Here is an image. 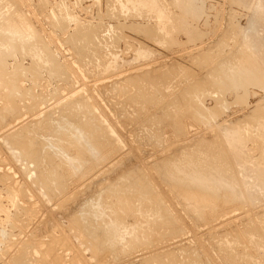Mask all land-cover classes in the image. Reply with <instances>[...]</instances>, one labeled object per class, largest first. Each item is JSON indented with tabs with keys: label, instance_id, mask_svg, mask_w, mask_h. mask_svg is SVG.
Returning <instances> with one entry per match:
<instances>
[{
	"label": "rangeland",
	"instance_id": "rangeland-1",
	"mask_svg": "<svg viewBox=\"0 0 264 264\" xmlns=\"http://www.w3.org/2000/svg\"><path fill=\"white\" fill-rule=\"evenodd\" d=\"M133 1L0 0V264H264L256 0Z\"/></svg>",
	"mask_w": 264,
	"mask_h": 264
},
{
	"label": "bare ground",
	"instance_id": "bare-ground-1",
	"mask_svg": "<svg viewBox=\"0 0 264 264\" xmlns=\"http://www.w3.org/2000/svg\"><path fill=\"white\" fill-rule=\"evenodd\" d=\"M114 1H116V0H114ZM135 1L142 3V5H147V1H148V0H135ZM135 1H133L134 4H135ZM149 1H150V3L152 4V2H155L156 0H149ZM43 3H44V2H43ZM113 3H114V2H113ZM129 3H130V0H129ZM131 4H132V2H131ZM136 4H137V3H136ZM153 4H154V3H153ZM140 5H141V4H140ZM137 6H138V5H137ZM151 6H152V5H151ZM153 6L156 7V5H153ZM153 6H152V7H153ZM42 7H43V5H42ZM141 7H142V6H141ZM144 7H145V6H144ZM146 7H147V6H146ZM152 7H149V8H152ZM142 8H143V7H142ZM153 9H154V8H153ZM153 9H152V10H153ZM156 9L158 10V9H160V8H156ZM156 9H155V11L158 12ZM148 10H149V9H148ZM152 10H151V11H152ZM160 10H161V9H160ZM155 11H153V12H155ZM161 11H162V10H161ZM253 11H254V13H255V14L253 13V14H254V15H253V19L256 18V16H257V18H256L257 20H258V18H259L258 21L254 19L253 23L256 21V22H255L256 24L254 23L255 25H253V26L255 27L256 25H258L257 22H259V25H261L262 23H264V0H256L255 5H254V10H253ZM158 13H160V12H158ZM111 14H113V13H111ZM156 14H157V13H156ZM254 16H255V17H254ZM258 16H259V17H258ZM111 17H112V16H111ZM152 17H153V16H152ZM158 17H159V15H158ZM156 18H157V17H156ZM260 21L262 22L261 24H260ZM8 23H9V22H8ZM59 23H60V22H59ZM251 23H252V21H251ZM253 23H252V24H253ZM62 24H63V23H62ZM6 25H7V24H6ZM259 25H258V26H259ZM253 26H252V28H253ZM258 26H256V28H257ZM261 26H262V25H261ZM0 28H1V27H0ZM249 29H250V28H249ZM260 30H261V29H260ZM254 34H255V33H254ZM263 39H264V38H263ZM74 43H75V42H74ZM91 44H92V43H91ZM3 46H4V45H3ZM76 48H77V47H76ZM31 50H32V49H31ZM83 50H84V49H83ZM28 53H29V52H28ZM36 54L39 55L38 53H36ZM37 57H38V56H37ZM114 59H115V58H114ZM40 60H41V59H40ZM47 60H48V59H47ZM45 61H46V59H45ZM41 62H42V61H41ZM47 63H48V62H47ZM226 63H227V62H226ZM228 65H229V64H228ZM108 66H109V65H108ZM3 67H4V66H3ZM5 68H6V67H5ZM24 68H25V67H24ZM21 69H22V68H21ZM3 70H4V69H3ZM3 72H4V71H3ZM214 72H215V71H214ZM243 76H244V75H243ZM247 77H248V76H247ZM237 78H238V77H237ZM250 78H251V77H250ZM257 78H258V77H257ZM227 81H228V80H227ZM244 81H245V80H244ZM214 82H215V81H214ZM223 82H224V81H223ZM232 82H233V81H232ZM234 82H235V81H234ZM248 82H249V81H248ZM250 82H251V81H250ZM257 82H258V81H257ZM226 83H228V82H226ZM228 84H229V83H228ZM218 85H219V84H218ZM237 85H238V84H237ZM215 86H216V85H215ZM222 86H223V85H222ZM224 86H225V84H224ZM228 86H229V85H228ZM244 86H246V85H244ZM201 87H202V86H201ZM216 87H217V86H216ZM230 87H231V86H230ZM221 88H222V87H221ZM226 88H227V87H226ZM231 89H232V87H231ZM241 89H243V88H241ZM233 90L235 91L236 89H233ZM204 93H205V92H204ZM227 96H228V95H227ZM239 96H240V95H239ZM239 98H240V97H239ZM241 98H242V97H241ZM222 102H223V101H222ZM218 103H219V102H218ZM13 108H14V107H13ZM216 110H217V109H216ZM14 112H16V111H14ZM37 112H38V111H37ZM39 112H40V111H39ZM66 112H69V111H66ZM162 112H163V111H162ZM168 112H169V111H168ZM214 112H215V110H214ZM10 114H11V113H10ZM12 114H13V113H12ZM12 114H11V115H12ZM20 114H21V113H20ZM65 114H66V113H65ZM209 114H210V113H209ZM165 115H166V114H165ZM165 115H164V116H165ZM263 115H264V114H263ZM9 116H10V115H9ZM19 116H20V115H19ZM19 116H18V117H19ZM50 116H51V115H49L48 118H51ZM65 116H66V115H65ZM164 116H163V117H164ZM31 117H32V116H31ZM171 117H172V116H171ZM172 118H173V117H172ZM257 118H258V117H257ZM18 119H19V118H18ZM21 119H22V117H21ZM169 119H171V118L169 117ZM50 120H51V119H50ZM167 120H168V119H167ZM174 120H178V118H176V119L174 118ZM261 120H262V119H261ZM51 121H52V120H51ZM17 122H18V121H17ZM49 122H50V121H49ZM174 122H175V121H174ZM262 122H263V121H262ZM21 123H22V122H21ZM31 123H33V122H31ZM50 123H51V122H50ZM180 123H181V122H180ZM24 124H26V123H24ZM27 124H28V123H27ZM51 125H54V123H53V124L51 123ZM74 126H75L74 128H75V130H76V133H79V134H78V135H79V139L77 138V139H78L77 142H78L79 144H81V146H85V148H82V147H81V148H82V149H81V153L83 152L81 155H84V153H87L88 155L91 156V157H89L90 160H95V157H94V156H95V154H97V152H95V149H96V147H98V146H97V138L93 137V138H91L90 140H88L87 138L82 137V131H81V128H80L78 125H74ZM15 127H16V126H15ZM71 127L73 128L72 125H71ZM179 127H180V126H179ZM181 127H182V126H181ZM25 128H26V127H24V129H25ZM56 128H57V127H56ZM9 129H10V128H9ZM24 129H23V131H24ZM57 129H58V128H57ZM68 129H69V128H68ZM92 129H93V130H92ZM92 129H91L92 131H95V130L97 131V130H98L97 127H95V130H94L93 127H92ZM10 130H11V129H10ZM17 130H18V129H17ZM20 130H21V132H20ZM58 130H59V129H58ZM73 130H74V129H71V131H73ZM75 130H74V132H75ZM91 130H90V131H91ZM183 130H184V128H183ZM18 131H19L20 133H22V129H19ZM16 133H18V132L16 131ZM20 133H19V135H16V134H15L14 137H18V139H19V143L21 144V146H23L24 148L26 147L27 149H30V151L28 150L29 152L27 151L28 153L26 152V153L28 154V156H31L30 158H33V159L36 158L37 161H36V160H35V161H36V162H39L38 165H40V162L43 163V161L47 158V159L50 160V161H49L50 164H53L52 167H56V168H57V166L54 165V164H56V161H57L56 159H58L59 157L56 158V159H53V157L51 158V156H50V157H49V156L46 157L44 154H42V151H40L39 148H38L35 144H33L32 142H29L27 139H25V137L23 136V134H20ZM71 133H72V132H71ZM94 133H96V132H94ZM97 133H98V132H97ZM69 134H70V133H69ZM186 134H187V133H186ZM62 135H63V133H62ZM64 135H65V134H64ZM11 136H12V135H11ZM67 136H68V135H67ZM69 137H75V136H74V135H71V136L69 135ZM45 141H46V140H45ZM259 141H260V140H259ZM223 144H224V143H223ZM229 144H230V143H229ZM237 145H238V144H237ZM79 146H80V145H79ZM204 146H206V145H204ZM223 146H225V145H223ZM234 146H235V145H234ZM61 147H62V146H61ZM93 147H94V148H93ZM213 147H214V146H213ZM227 147H228V146H227ZM240 147H241V146H240ZM225 148H226V147H225ZM228 148H229V147H228ZM235 148H236V147H235ZM212 149H213V148H212ZM218 149H219V147H218ZM260 149H261V148H260ZM61 150H62V149H61ZM236 150H237V149H236ZM209 151H210V148H209ZM209 151H206V153H210V152H212V151H213L212 153L215 152V150H212V151H210V152H209ZM220 151H221V150H220ZM220 151H219V152H220ZM226 151H228V150H226ZM238 151H239V150H238ZM24 152H25V151H24ZM59 152H60V151H59ZM222 152H223V151H222ZM187 153H188V152H187ZM223 153H224V152H223ZM254 153H255V152H254ZM66 154H67V152H66L65 150H62L61 153H60V155H63L62 158L66 157V156L68 155V154H67V155H66ZM224 154H225V153H224ZM231 154H232V153H231ZM238 154H239V153H238ZM240 154H241V153H240ZM81 155H80V156H81ZM85 155H86V154H85ZM88 155H87V156H88ZM200 155H201V154H200ZM205 155H206V154H205ZM211 155H212V154H211ZM87 156H86V157H87ZM192 156L194 157V155H192ZM208 156H209V155H208ZM236 156H237V154H236ZM247 156H248V155H247ZM81 157H82V156H81ZM81 157H80V159H79L80 161H81ZM187 157H188V156H187ZM190 157H191V156H190ZM62 158H61V159H62ZM96 158H97V157H96ZM224 158H226V157H224ZM229 158H230V157H229ZM66 159H67V157H66ZM82 159H83V161L85 160L84 158H82ZM208 159H209V158H208ZM231 159H232V158H231ZM237 159H238V158H237ZM55 160H56V161H55ZM70 160H71V159H70ZM70 160H69V161H70ZM165 160H166V159H165ZM174 160H175V159H174ZM174 160H173V161H174ZM245 160H246V159H245ZM62 161H63V160H62ZM62 161H61V162H62ZM64 161H65V160H64ZM69 161H68V162H69ZM72 161L74 162V160H72ZM72 161H70V164L72 163ZM87 161H88V160H87ZM167 161H169V160H167ZM171 161H172V160H171ZM224 161H225V160H224ZM224 161H223V162H224ZM228 161H229V160H228ZM230 161H231V160H230ZM240 161H241V160H240ZM252 161H253V160H252ZM252 161H251V162H252ZM46 162H47V161H46ZM59 162H60V161H59ZM93 162H94V161H93ZM93 162H91V163H93ZM160 162H161V161H160ZM160 162H159V163H160ZM198 162H199V160H198ZM243 162H244V161H243ZM255 162H256V161H255ZM257 162H258V161H257ZM44 163H45V161H44ZM174 163H175V161H174ZM174 163H173V164H174ZM190 163H191V162H190ZM224 163H226V162H224ZM231 163H232V162H231ZM239 163H240V162H239ZM244 163H245V162H244ZM261 163H262V162H261ZM58 164H59V163H58ZM173 164H172V167H173ZM175 164H177V163H175ZM204 164H205V162H204ZM204 164H203V165H204ZM237 164H238V163H237ZM44 165H49V164H48V162H47V164L45 163ZM212 165H214V164H212ZM215 165H216V164H215ZM218 165H219V164H218ZM228 165H229V164H228ZM233 165H234V163L232 164V166H233ZM240 165H242V164H240ZM243 165H244V164H243ZM255 165H256V164H255ZM259 165H260V164H259ZM50 166H51V165H50ZM72 166H73V165H72ZM158 166H159V165H158ZM180 166H181V165H180ZM180 166L178 165V167H180ZM199 166H200V165H199ZM201 166H202V165H201ZM238 166H239V165H238ZM245 166H246V163H245ZM250 166H251V165H250ZM39 167H40V166H39ZM42 167H43V166H42ZM58 167H59V166H58ZM190 167H191V166H190ZM206 167H207V166H206ZM223 167H224V166H223ZM234 167H235V166H234ZM241 167H242V166H241ZM257 167H258V166H257ZM44 168H46V171H48V170H47V169H48V166H47V167H44ZM73 168H74V167H73ZM163 168H164V167H163ZM167 168H168V167H167ZM207 168H208V167H207ZM214 168H215V167H214ZM219 168H220V167L218 166L217 169H219ZM229 168H230V167H229ZM237 168H238V167H237ZM263 168H264V167H263ZM50 169L52 170V168H50ZM50 169H49V170H50ZM74 169H75V168H74ZM164 169H165V168H164ZM175 169H177V168H175ZM185 169H186V168H185ZM189 169H190V168H189ZM203 169H204V168H203ZM217 169H214V170H217ZM227 169H228V168H227ZM227 169H225V170H227ZM245 169L248 170V167H246ZM259 169H260V168H259ZM43 170H44V169H43ZM173 170H174V169H173ZM183 170H184V169H183ZM190 170H191V169H190ZM206 170H207V169H206ZM210 170H211V169H210ZM225 170H224V172H225ZM241 170H242V169H241ZM243 170H244V167H243ZM254 170H255V169H254ZM59 171H60V170H59ZM164 171H165V170H164ZM164 171H163V172H164ZM167 171H168V170H167ZM184 171H186V170H184ZM207 171H208V170H207ZM207 171H206V172H207ZM212 171H213V170H212ZM255 171H256V170H255ZM49 172H50V171H48V173H49ZM55 172H56V171H55ZM134 172H136V171H134ZM168 172H169V171H168ZM175 172H176V171H175ZM177 172H178V171H177ZM187 172H188V171H187ZM196 172H197V171H196ZM202 172H203V171H202ZM224 172H223V173H224ZM46 173H47V172H46ZM53 173H54V172H53ZM59 173H60V172H59ZM128 173H129V171H128ZM192 173H193V172H191V174H192ZM198 173H200V172H198ZM208 173H209V172H208ZM223 173H222V174H223ZM243 173H244V172H243ZM245 173H246V172H245ZM54 174H55V173H54ZM57 174H58V173H57ZM57 174H56V175H57ZM124 174H125V173H124ZM126 174H127V173H126ZM140 174H141V173H140ZM164 174H165V173H164ZM169 174H170V173H169ZM169 174H167V175H169ZM172 174H173V173H172ZM178 174H179V173H178ZM194 174H195V173H194ZM205 174H206V173H205ZM212 174H213V173H212ZM217 174H219V172H217ZM252 174H253V173H252ZM258 174H259V173H258ZM130 175H131V174H130ZM130 175H129V176H130ZM138 175H139V174H138ZM167 175H166V176H167ZM208 175H209V174H208ZM235 175H237V174L235 173ZM242 175H243V174H242ZM248 175H249V173H248ZM129 176H128V177H129ZM136 176H137V175H136ZM163 176H165V175H163ZM181 176H182V175H181ZM188 176H189V175H188ZM188 176H187V177H188ZM190 176H191V175H190ZM201 176H202V175H201ZM204 176H205V175H204ZM211 176H213V175H211ZM221 176H222V175H221ZM246 176H247V175H246ZM260 176H261V175H260ZM58 177H59V176H58ZM61 177H62V176H61ZM133 177H134V176H133ZM170 177H171V176H170ZM174 177H175V175H174ZM174 177H173V178H174ZM192 177H193V176H191V178H192ZM195 177H196V176H195ZM195 177H194V178H195ZM197 177H198V176H197ZM197 177H196V178H197ZM199 177H200V176H199ZM206 177H207V176H206ZM214 177H215V179L217 180V178L220 177V176H219V175L217 176V175L214 174ZM214 177H212V178L214 179ZM126 178H127V177H126V175H125V179H126ZM139 178H140V177H139ZM142 178H143V177H142ZM194 178H193V179H194ZM200 178H201V177H200ZM202 178H203V177H202ZM212 178L210 177V178L208 179V181H209L210 179H212ZM242 178H243V177H242ZM259 178H260V177H259ZM60 179H61V178H60ZM62 179H63V177H62ZM122 179H124V176H123ZM127 179H128V178H127ZM129 179H130V178H129ZM129 179H128V180H129ZM133 179H134V178H133ZM183 179H184V178H183ZM187 179H188V178H187ZM187 179H186V180H187ZM198 179H199V178H198ZM203 179H204V178H203ZM218 179H219V178H218ZM227 179H228V178H227ZM252 179H253V178H252ZM252 179H251V180H252ZM262 179H263V178H262ZM141 180H142V179H141ZM141 180H140V181H141ZM163 180H164V179H163ZM174 180H176V179H174ZM196 180H197V179H196ZM234 180H235V179H234ZM238 180H239V179H238ZM166 181H167V179H166ZM180 181H181V180H180ZM182 181H183V180H182ZM200 181H202V180H200ZM203 181H204V182H203ZM203 181H202V183L205 184V182L207 181V179H206V181H205V179H204ZM212 181L214 182L215 180H212ZM220 181H221V180H220ZM220 181H218V182H220ZM122 182H123V181H122ZM124 182H125V180H124ZM167 182H168V181H167ZM171 182H172V181H171ZM173 182H174V181H173ZM185 182H186V181H185ZM196 182H197V181H196ZM198 182H199V180H198ZM209 182H210V181H209ZM209 182H206V184L209 183ZM215 182H216V181H215ZM215 182H214V183H215ZM228 182H229V181H228ZM244 182H245V181H244ZM244 182H241V183H244ZM248 182H249V181H248ZM253 182H254V181H253ZM257 182H258V181H257ZM129 183H130V182H129ZM137 183H139V180L137 181ZM174 183H176V182H174ZM180 183H181V182H180ZM188 183H189V182H188ZM188 183L186 184L187 186H188ZM193 183H194V180H193ZM200 183H201V182H200ZM211 183H212V182H211ZM221 183H222V181H221ZM231 183H232V182H231ZM139 184H140V183H139ZM171 184H172V183H171ZM195 184H196V183H195ZM206 184H205V185H206ZM209 184H210V183H209ZM215 184H216V183H215ZM123 185H128L127 180H126L125 184H123ZM140 185H141V184H140ZM142 185H145V186H146L145 183L142 184ZM147 185H148V184H147ZM175 185H176V184H175ZM186 185H184V187H185ZM196 185H197V184H196ZM199 185H200V184H199ZM202 185H203V184H202ZM205 185H203V186H205ZM216 185H217V184H216ZM220 185H221V184H220ZM234 185H235V183H234ZM259 185H260V184H257L258 187H256V185H255L254 187H256V188L259 189ZM135 186H136V185H135ZM135 186H134L132 183L130 184V187H131V188H133V187H135ZM138 186H139V185H138ZM145 186H144V187H145ZM148 186H150V185H148ZM177 186H179V184H178ZM187 186H186L185 188H188ZM191 186H192V185H191ZM191 186H190V187H191ZM203 186H202V187H203ZM221 186H222V185H221ZM226 186H227V185H226ZM140 187H141V186H140ZM169 187H170V186H169ZM173 187H174V186H173ZM179 187H180V186H179ZM181 187H182V186H181ZM184 187H183V188H184ZM193 187H194V186H193ZM193 187H192V188H193ZM195 187H196V186H195ZM200 187H201V186H200ZM230 187H231V186H230ZM263 187H264V186H263ZM116 188L118 189V187H116ZM142 188H143V187H142ZM207 188H208V187H207ZM216 188H217V187H216ZM223 188H224V186H223ZM227 188H228V187H226V189H227ZM243 188H244V187H243ZM261 188H262V187H261ZM103 189H104V188H103ZM103 189H102V190H103ZM106 189L111 190V192H114V189H115V188L112 190V189H110L109 187H107V188H105V190H106ZM119 189H121V187H120ZM119 189H118V190H119ZM134 189H135V188H134ZM138 189H141V188H138ZM138 189H137V190H138ZM145 189H146V188H145ZM181 189H182V188H181ZM193 189H195V188H193ZM200 189H201V188H200ZM205 189H206V188H205ZM208 189H209V188H208ZM230 189H231V188H230ZM105 190H104V192H105ZM148 190H149V189H148ZM172 190H173V189H172ZM176 190H177V189H176ZM178 190H180V189L178 188ZM184 190H185V189H184ZM186 190H188V189H186ZM195 190H196V189H195ZM222 190H223V189H222ZM222 190H221V191H222ZM233 190H235V189H233ZM100 191H101V190H100ZM139 191H140V190H139ZM192 191H194V190H192ZM192 191H191V192H192ZM198 191H200V190H197V192H198ZM201 191H203V188H202ZM207 191H208V190H207ZM212 191H214V190H212ZM215 191H216V190H215ZM217 191H218V190H217ZM229 191H230V190H228V192H229ZM104 192H99V194H100V193L102 194V193H104ZM106 192H107V190H106ZM106 192H105V193H106ZM108 192L110 193V191H108ZM175 192H176V191H175ZM178 192L180 193L181 191H178ZM178 192H177V193H178ZM204 192H206V191H204ZM208 192H209L210 194H211V193H216V192H210V191H208ZM218 192H220V191H218ZM230 192H231V191H230ZM235 192H236V191H235ZM244 192H245V191H244ZM119 193H120V190H119ZM145 193H146V192H145ZM145 193H144V194H145ZM189 193H190V191H189ZM220 193H222V192H220ZM226 193H227V190H226ZM248 193L250 194L249 191H248ZM254 193H255V192H254ZM99 194L96 195V196L101 197V196H99ZM111 194H116V193L114 192V193H111ZM152 194H154V193H152ZM198 194H199V193H198ZM202 194H203V193H202ZM210 194H207V195H209V197H211ZM223 194H224V193H223ZM230 194H232V193H230ZM230 194H229V195H230ZM235 194H236V193H235ZM117 195H119V194H117ZM140 195H141V197H142V194H140ZM193 195H194V194H193ZM200 195H201V194H200ZM205 195H206V193H205ZM232 195H233V194H232ZM243 195H244V194H243ZM106 196H107V194H106ZM106 196H105V197H106ZM112 196H113V195H112ZM148 196H150V195H148ZM190 196H192V195H190ZM233 196H234V195H233ZM240 196H241V195H240ZM102 197H103V196H102ZM118 197H119V196H118ZM120 197H121V195H120ZM143 197H144V196H143ZM150 197H151V196H150ZM150 197H149V198H150ZM179 197H180V196H179ZM199 197H201V196H199ZM214 197H216V196H213V198H214ZM218 197H219V196H217V198H218ZM223 197H224V196H223ZM227 197H228V196H227ZM235 197H237V195L234 196L233 199H236ZM146 198H147V197H146ZM151 198H152V197H151ZM180 198H181V197H180ZM186 198H188V196H187ZM207 198H208V197H207ZM102 199H103V198H102ZM142 199H143V198H142ZM144 199H145V198H144ZM214 199H215V198H214ZM225 199H226V198H225ZM225 199H224V201H225ZM245 199H246V198H245ZM100 200H101V199H100ZM120 200H121V199H120ZM120 200H119V201H120ZM150 200H152V199H150ZM187 200H188V199H187ZM222 200H223V199H222ZM226 200H227V199H226ZM237 200H238V199H237ZM90 201H91V200H90ZM103 201H104V199H103ZM107 201H108V200H107ZM113 201H114V200H113ZM116 201H117V200H116ZM218 201H219V200H218ZM224 201H223V202H224ZM232 201H233V200H232ZM248 201H250V200H248ZM101 202H102V201H101ZM120 202H121V201H120ZM152 202H153V201H152ZM212 202H213V201H212ZM220 202H221V201H220ZM233 202H234V201H233ZM245 202H246V201H245ZM90 203H91V202H90ZM92 203L94 204V201H93ZM96 203H97V202H96ZM99 203H100V202H99ZM145 203H146V202H145ZM157 203H158V202H157ZM188 203H189V202H188ZM202 203H203V202H202ZM224 203H228V202H224ZM229 203H230V202H229ZM246 203H247V202H246ZM97 204H98V203H97ZM102 204H103V203H102ZM203 204H204V203H203ZM208 204H209V203H208ZM237 204H238V203H236V205H237ZM241 204H242V203H241ZM247 204H248V203H247ZM90 205H91V204H90ZM94 205H95V204H94ZM116 205H117V204H116ZM130 205H131V204H130ZM154 205H155V204H154ZM186 205H187V204H186ZM199 205H200V204H199ZM204 205H205V204H204ZM210 205H211V204H210ZM210 205H209V206H210ZM219 205H220V204H219ZM101 206H102V205H101ZM108 206H109V205H108ZM126 206H127V205H126ZM126 206H125V207H126ZM128 206H129V204H128ZM143 206H144V205H143ZM148 206H149V205H148ZM222 206H223V205H222ZM230 206H231V205H230ZM248 206H249V205H248ZM250 206H251V205H250ZM91 207H92V206H91ZM119 207H120V206H119ZM129 207L131 208V206H129ZM227 207H229V206L227 205ZM261 207H262V206H261ZM88 208H89V207H88ZM97 208H98V207H97ZM107 208H108V207H107ZM134 208H135V207H134ZM254 208H255V207H254ZM99 209H100V208H99ZM102 209H103V208H102ZM116 209H117V208H116ZM116 209H115V210H116ZM156 209H157V208H156ZM162 209H163V208H162ZM196 209H197V207H196ZM208 209H209V208H208ZM208 209H207V210H208ZM224 209H225V208H224ZM229 209H230V208H229ZM242 209H243V208H242ZM85 210H86V209H85ZM90 210H91V209H90ZM103 210H104V209H103ZM111 210H112V209H111ZM111 210H110V211H111ZM145 210H146V209H145ZM190 210H191V209H190ZM232 210H233V209H232ZM234 210H235V208H234ZM234 210H233V211H234ZM245 210H246V209H245ZM248 210H249V209H248ZM88 211H89V210H88ZM113 211H114V210H113ZM117 211H118V210H117ZM131 211H133V210H131ZM161 211H162V210H161ZM193 211H194V210H193ZM198 211H199V210H198ZM236 211H237V209H236ZM263 211H264V209H263ZM96 212H97V211H96ZM101 212H102V211H101ZM146 212H147V211H146ZM157 212H158V210H157ZM205 212H206V211H205ZM210 212H211V211H210ZM250 212H251V211H250ZM255 212H256V210H255ZM104 213H105V212H104ZM107 213H108V212H107ZM129 213H130V212H129ZM139 213H140V212H139ZM150 213H151V212H150ZM160 213H161V212H160ZM208 213H209V212H208ZM224 213H225V211H224ZM252 213H253V212H252ZM92 214H93V213H92ZM163 214H164V213H163ZM190 214H191V213H190ZM249 214H250V213H249ZM89 215H90V213H89ZM104 215H105V214H104ZM106 215H107V214H106ZM125 215H126V214H125ZM137 215H138V214H137ZM165 215H166V214H165ZM198 215H199V214H198ZM207 215H208V214H207ZM207 215H206V216H207ZM84 216L86 217L87 215H84ZM96 216H97V215H96ZM115 216H116V215H115ZM134 216H135V215H134ZM261 216H262V215H261ZM88 217H89V216H88ZM88 217H87V218H88ZM113 217H114V216H113ZM124 217H125V216H124ZM161 217H162V216H161ZM163 217H164V216H163ZM195 217H197V216H195ZM200 217H203V216L200 215ZM235 217H236V216H235ZM239 217H240V216H239ZM74 218H75V217H74ZM80 218H81V217H80ZM83 218H84V217H83ZM93 218H94V217H93ZM106 218H107V217H106ZM166 218H169V217H166ZM88 219H89V218H88ZM91 219H92V217H91ZM219 219H220V218H219ZM248 219H249V218H248ZM80 220H81V219H80ZM86 220H87V219H86ZM86 220H85V221H86ZM98 220H99V219H98ZM75 221H76V220H75ZM87 221L89 222V220H87ZM95 221H96V220H95ZM95 221H94V222H95ZM100 221H101V220H100ZM108 221H109V220H108ZM116 221H117V220H116ZM155 221H156V219H155ZM155 221H154V222H155ZM167 221H168V219H167ZM169 221H170V220H169ZM207 221H208V220H207ZM256 221H257V220H256ZM103 222H104V220H103ZM125 222H126V221H125ZM158 222H159V221H158ZM160 222H161V221H160ZM230 222H231V221H230ZM250 222H251V221H250ZM80 223H81V221H80ZM91 223H92V222H91ZM105 223H107V222H105ZM112 223H113V222H112ZM119 223H120V222H119ZM126 223H128V222H126ZM227 223H228V222H227ZM260 223H261V222H260ZM74 224H75V223H74ZM81 224H82V223H81ZM87 224H88V223H87ZM96 224H97V223H96ZM107 224H108V223H107ZM159 224H160V223H159ZM164 224H166V223H164ZM170 224H171V223H170ZM170 224H169V225H170ZM249 224H250V223H249ZM77 225H78V224H77ZM97 225H98V224H97ZM103 225H104V224H103ZM103 225H102V226H103ZM108 225H109V224H108ZM155 225H156V224H155ZM167 225H168V224H167ZM105 226H106V225H105ZM158 226L160 227V225H158ZM221 226H222V225H221ZM227 226H228V225H227ZM229 226H230V225H229ZM233 226H234V225H233ZM233 226H232V227H233ZM253 226H254V225H253ZM88 227H89V226H88ZM112 227H114L113 224H112ZM159 227H158V228H159ZM246 227H247V226H246ZM82 228H83V227H82ZM123 228H124V227H123ZM116 229H118V226H117ZM154 229H155V228H154ZM176 229H177V228H176ZM103 230L105 231L106 229H103ZM110 230H111V228H110ZM118 230H119V229H118ZM162 230H163V229H162ZM84 231H85V230H84ZM95 231H96V230H95ZM112 231H113V228H112ZM174 231H175V230H174ZM107 232H108V231H107ZM109 232H110V231H109ZM113 232H115V231H113ZM117 232H118V231H117ZM161 232H162V231H161ZM175 232H176V231H175ZM88 233H89V232H88ZM91 233H92V232H91ZM91 233H90L91 236L88 235L89 238H90V237L93 238V239H94V238H97V236L95 237V233H94V234H93V233L91 234ZM98 233H99V232H98ZM172 233H173V231H172ZM211 233H213V232H211ZM108 234H109V233H108ZM114 234H115V233H114ZM116 234H117V233H116ZM208 234H209V233H208ZM100 235H101V234H100ZM100 235H99V237H100ZM111 235H112V234H110V236H111ZM123 235H124V234H123ZM139 235H140V234H139ZM88 236H87V237H88ZM102 236H103V234H102ZM131 236H132V235H131ZM137 236H138V235H137ZM211 236H212V235H211ZM104 237H105V236H104ZM106 237H107V236H106ZM114 237H115V236H114ZM133 237H134V236H133ZM246 237H247V236H246ZM122 238H123V237H122ZM140 238H141V237H140ZM259 238H260V237H259ZM105 239H106V238H105ZM105 239H104V240H105ZM113 239H114V238H113ZM94 240L96 241L97 239H94ZM111 240H112V239H111ZM124 240H125V239H124ZM122 241H123V240H122ZM248 241H250V240H248ZM254 241H255V240H254ZM86 242H87V238H86ZM96 242L98 243L99 241H96ZM102 242H103V241H101L100 243H102ZM107 242H108V241H107ZM223 242H224V241H223ZM261 242H262V241H261ZM88 243H89V242H88ZM100 243H99V244H100ZM103 243H104V242H103ZM110 243H111V242H110ZM174 243H175V242H174ZM255 243H256V242H255ZM104 244H105V243H104ZM108 244H109V243H108ZM111 244H112V243H111ZM249 244H250V243H249ZM91 245H92V244H91ZM97 245H98V244H97ZM105 245H106V244H105ZM226 245H227V244H226ZM113 246H114V245H113ZM116 246H118V245H116ZM258 246H259V245H258ZM98 247H99V246H98ZM173 247H174V246H173ZM262 247H263V246H262ZM114 248H115V247H114ZM221 248H223V247H221ZM248 248H249V247H248ZM260 248H261V247H260ZM97 249H98V248H97ZM116 249H117V248H116ZM118 249H119V248H118ZM176 249H177V248H176ZM103 250H104V249H103ZM107 250H108V249H107ZM112 250H113V248H112ZM120 250H121V249H120ZM155 250H156V249H155ZM263 250H264V249H263ZM97 251H98V250H97ZM105 251H106V249H105ZM102 252H103V251H102ZM221 252H222V251H221ZM228 252H229V251H228ZM254 252H255V251H254ZM166 253H167V251H166ZM223 253H224V252H223ZM159 255H160V254H159ZM197 256H198V254H197ZM151 257H152V256H151ZM229 257H230V256H229ZM232 258H233V257H232ZM147 259H148V258H147ZM145 260H146V259H145ZM148 260H149V259H148ZM226 260H228V258H227ZM233 260H234V259H233ZM193 262H194V261H193ZM198 263H199V261H198ZM249 264H250V263H249Z\"/></svg>",
	"mask_w": 264,
	"mask_h": 264
}]
</instances>
